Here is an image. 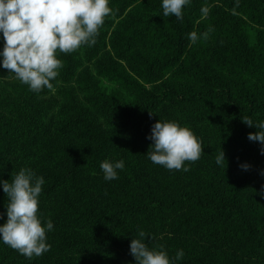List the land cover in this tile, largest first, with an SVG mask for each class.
Instances as JSON below:
<instances>
[{"label":"trees","instance_id":"obj_1","mask_svg":"<svg viewBox=\"0 0 264 264\" xmlns=\"http://www.w3.org/2000/svg\"><path fill=\"white\" fill-rule=\"evenodd\" d=\"M109 3L96 43L59 53L54 91H31L0 63V179L42 176L39 214L54 225L40 257L0 239V264H135L141 230L173 264H264V154L242 121H264V0H190L183 22L163 16L162 0ZM157 120L202 139L189 171L149 159ZM104 160L124 161L118 179L105 180ZM7 202L0 184V224Z\"/></svg>","mask_w":264,"mask_h":264},{"label":"clouds","instance_id":"obj_2","mask_svg":"<svg viewBox=\"0 0 264 264\" xmlns=\"http://www.w3.org/2000/svg\"><path fill=\"white\" fill-rule=\"evenodd\" d=\"M189 3L190 0H162L163 16H174L183 22V10ZM209 11L208 7H202V16L207 18ZM115 14L109 0H0V33L4 39L0 63L31 91H54L52 81L63 67L59 53L71 54L85 46H93L106 19ZM212 31L214 29L209 26L202 34L192 31L188 38L191 44L206 41ZM242 121L259 129L248 133V139L259 142L261 154H264V121L254 124L247 116ZM148 139L152 141L151 150L147 151L151 162L170 171H189L186 162L195 163L204 154L202 139L177 121L157 120ZM225 162V153L221 149L216 163L223 165ZM241 167L247 170L250 166L245 163ZM100 168L105 180L118 179L117 170L124 168V161L104 160ZM9 181L0 179L8 199L7 220L0 224V239L28 259L40 257L51 248L46 242L47 232L54 227L51 219L45 225L39 214L44 178L36 176L30 168H21ZM260 194L264 195V192ZM3 215L0 212V218ZM139 237L130 243L135 264H173L163 246L150 248L142 230ZM183 256V250H178L175 259L181 260Z\"/></svg>","mask_w":264,"mask_h":264}]
</instances>
